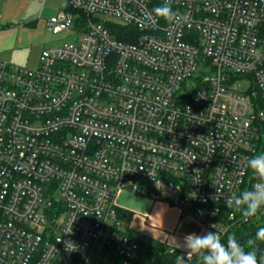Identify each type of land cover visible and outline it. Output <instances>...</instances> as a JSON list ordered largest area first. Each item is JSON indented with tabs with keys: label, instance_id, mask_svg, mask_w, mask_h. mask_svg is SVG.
I'll return each mask as SVG.
<instances>
[{
	"label": "built area",
	"instance_id": "built-area-1",
	"mask_svg": "<svg viewBox=\"0 0 264 264\" xmlns=\"http://www.w3.org/2000/svg\"><path fill=\"white\" fill-rule=\"evenodd\" d=\"M65 1L47 25L74 39L0 58V264H140L120 192L221 240L259 224L226 201L259 182L264 0H171L173 22L165 0Z\"/></svg>",
	"mask_w": 264,
	"mask_h": 264
},
{
	"label": "rangeland",
	"instance_id": "rangeland-1",
	"mask_svg": "<svg viewBox=\"0 0 264 264\" xmlns=\"http://www.w3.org/2000/svg\"><path fill=\"white\" fill-rule=\"evenodd\" d=\"M57 2L62 4L63 0ZM55 14L42 13L37 24L21 33L22 47L25 49L21 53L22 60H2L33 69L38 66L42 49L74 39L71 33L54 34L48 29L47 21ZM28 55L30 58L26 60L25 57ZM238 85L240 88L243 86L241 83ZM116 204L131 212L130 219L122 226L126 233L140 239L158 240L182 254H186L181 246L185 236L193 233L203 235L205 232L201 223L190 215H183L171 199L151 200L132 193L120 192L116 197Z\"/></svg>",
	"mask_w": 264,
	"mask_h": 264
},
{
	"label": "clouds",
	"instance_id": "clouds-1",
	"mask_svg": "<svg viewBox=\"0 0 264 264\" xmlns=\"http://www.w3.org/2000/svg\"><path fill=\"white\" fill-rule=\"evenodd\" d=\"M154 12L167 22H173L178 16V13L171 8V0H165L163 5L154 9ZM247 166L259 182L251 190L242 191L239 196L229 198L226 203L229 208H234L243 216L252 217L264 208V153L249 158ZM255 237L256 240L264 242V227L257 230ZM181 246L186 251L187 259L195 254L200 257V264H259L257 252L246 251L235 235L228 236L226 243H222L217 231H209L203 235L193 233L184 237ZM185 262L184 255L176 257V264H185Z\"/></svg>",
	"mask_w": 264,
	"mask_h": 264
},
{
	"label": "crops",
	"instance_id": "crops-1",
	"mask_svg": "<svg viewBox=\"0 0 264 264\" xmlns=\"http://www.w3.org/2000/svg\"><path fill=\"white\" fill-rule=\"evenodd\" d=\"M58 0H0V58L7 61L22 60L21 33L38 23L43 13H57L64 9ZM28 49V48H27ZM30 55L25 59L29 60ZM39 64V63H38Z\"/></svg>",
	"mask_w": 264,
	"mask_h": 264
},
{
	"label": "trees",
	"instance_id": "trees-1",
	"mask_svg": "<svg viewBox=\"0 0 264 264\" xmlns=\"http://www.w3.org/2000/svg\"><path fill=\"white\" fill-rule=\"evenodd\" d=\"M122 213L127 216L129 220L131 212L123 209ZM260 227H264V214L259 224L249 223L242 227L232 229L228 235L221 240L226 243L227 237L235 235L240 244L248 250H255L257 252L258 261L264 257V242L256 240L255 234ZM241 239V240H240ZM252 241L253 243H249ZM139 263L140 264H176V254L170 253V246L155 239H139ZM185 264H200V257L193 254L191 260L186 261Z\"/></svg>",
	"mask_w": 264,
	"mask_h": 264
},
{
	"label": "water",
	"instance_id": "water-1",
	"mask_svg": "<svg viewBox=\"0 0 264 264\" xmlns=\"http://www.w3.org/2000/svg\"><path fill=\"white\" fill-rule=\"evenodd\" d=\"M241 240V239H240Z\"/></svg>",
	"mask_w": 264,
	"mask_h": 264
}]
</instances>
